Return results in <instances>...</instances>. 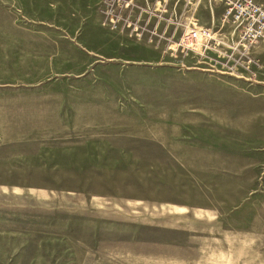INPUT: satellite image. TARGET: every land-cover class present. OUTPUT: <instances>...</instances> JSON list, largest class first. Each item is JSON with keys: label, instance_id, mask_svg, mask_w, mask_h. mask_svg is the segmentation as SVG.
<instances>
[{"label": "rangeland", "instance_id": "374dc122", "mask_svg": "<svg viewBox=\"0 0 264 264\" xmlns=\"http://www.w3.org/2000/svg\"><path fill=\"white\" fill-rule=\"evenodd\" d=\"M156 2L0 0V264H245L218 191L252 183L219 179L264 157V102L172 53Z\"/></svg>", "mask_w": 264, "mask_h": 264}, {"label": "built area", "instance_id": "2783aa9c", "mask_svg": "<svg viewBox=\"0 0 264 264\" xmlns=\"http://www.w3.org/2000/svg\"><path fill=\"white\" fill-rule=\"evenodd\" d=\"M152 15L156 12H170L172 20L179 21L181 28L176 50L183 55L195 53L197 64L210 67L211 71L221 74L241 76L243 71H251L253 53L264 47V5L256 0H156ZM223 6L221 24L215 28L200 25V8L203 6L213 11L214 4ZM160 7L156 9V5ZM130 6V4H127ZM126 5V7H127ZM141 11L144 9L139 8ZM114 13V12H113ZM156 15L160 21L162 16ZM117 14L109 16L110 23L116 27L119 22ZM159 21V22H160ZM176 23V22H175ZM138 24V22H136ZM131 23L127 25L128 28ZM168 26L161 39L164 44L172 42L166 35ZM228 27V28H227ZM143 31L144 28H141ZM171 46V45H170ZM171 49V47H170ZM220 68V69H219ZM208 70H210L208 68Z\"/></svg>", "mask_w": 264, "mask_h": 264}, {"label": "crops", "instance_id": "0c3cea01", "mask_svg": "<svg viewBox=\"0 0 264 264\" xmlns=\"http://www.w3.org/2000/svg\"><path fill=\"white\" fill-rule=\"evenodd\" d=\"M256 1L264 5L263 1ZM217 6L218 3L214 4L213 11L207 9V12L211 15V22L216 20L215 11ZM253 60L264 67V50L255 51ZM260 74L262 73L259 68L248 72L243 71L241 76L232 77H235L240 82L241 87L239 88V92H242L244 95L256 96L258 100L260 99L264 102V80L259 79ZM219 80L224 81L220 78ZM255 115L258 117V120L251 122V126H238L246 132H250L251 128L257 127V134H260L259 137H256L257 142L261 146L259 150L260 152H264V144H262L264 141V107L255 111ZM243 116L248 118L250 117V113L243 114ZM259 157L258 160H253L252 163L245 161L240 166L238 165L235 174L221 173L228 176H220L219 179V181L229 183H252L251 189L246 193L238 189L237 186H240V183H237L236 186L233 185V187L221 185L223 189H219L218 191L220 194L219 204L221 206L220 223L226 221L227 225L225 228H230L234 231V245L237 254V259L235 260H238L240 263L245 262V264H264V157L261 155ZM239 168H241V173H237ZM225 194L229 196L225 197ZM228 201H232V204H230V210L224 213L222 206L228 203ZM240 208L242 213H239ZM234 211L237 213L234 216V222H232L233 219H229V217H231ZM228 219L230 222H228Z\"/></svg>", "mask_w": 264, "mask_h": 264}, {"label": "bare ground", "instance_id": "6f19581e", "mask_svg": "<svg viewBox=\"0 0 264 264\" xmlns=\"http://www.w3.org/2000/svg\"><path fill=\"white\" fill-rule=\"evenodd\" d=\"M157 5H159V4H157ZM159 6H160V5H159ZM174 45H175V44H174ZM176 48H177V45L174 46V49H176Z\"/></svg>", "mask_w": 264, "mask_h": 264}]
</instances>
